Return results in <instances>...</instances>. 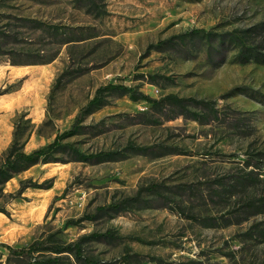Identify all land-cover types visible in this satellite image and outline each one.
Masks as SVG:
<instances>
[{
	"label": "rangeland",
	"instance_id": "rangeland-1",
	"mask_svg": "<svg viewBox=\"0 0 264 264\" xmlns=\"http://www.w3.org/2000/svg\"><path fill=\"white\" fill-rule=\"evenodd\" d=\"M262 21L264 0H0V154L74 129L86 157L3 185L0 244L39 251L0 264H78L50 252L70 242L83 264H264V40H234ZM107 83L130 96L85 113Z\"/></svg>",
	"mask_w": 264,
	"mask_h": 264
},
{
	"label": "trees",
	"instance_id": "trees-1",
	"mask_svg": "<svg viewBox=\"0 0 264 264\" xmlns=\"http://www.w3.org/2000/svg\"><path fill=\"white\" fill-rule=\"evenodd\" d=\"M257 31L261 38L264 40V21L258 23L255 27L248 30L235 31L237 33L234 40L243 44L245 37L249 36L251 32ZM201 31H195L193 34L196 35ZM225 40V39H224ZM224 40H222L224 42ZM233 40V39H232ZM130 88L123 84L107 83L95 91L94 96L87 102L85 113H91L102 106L108 104L107 99L117 96L129 95ZM130 96V95H129ZM132 96V95H131ZM140 96V97H139ZM138 97H132L133 99L144 98L145 100H151L149 97L139 95ZM181 102L184 99H179ZM74 129H70L61 134L55 136V138L48 144L32 149L30 151H25L23 143L19 140V133L15 130L13 139L9 146L0 154V193H2L3 185L11 179L16 174H19L28 168L36 164H45L50 162H67L71 160H83L85 155L78 149L73 148L72 144L64 142L63 140L75 135ZM73 155H70V154ZM108 156L105 152H99L96 155H91L88 159H103ZM118 208L117 204H110L108 207L102 209H113ZM0 246L6 248L10 254L30 257L35 252H38L36 243L31 244L28 247H23L15 249L7 244H0ZM50 252L59 253H69L71 254L78 264L82 263L81 257V247L80 244L68 243L67 246L58 249L50 250ZM48 264H60V258L58 256H50L47 259Z\"/></svg>",
	"mask_w": 264,
	"mask_h": 264
}]
</instances>
